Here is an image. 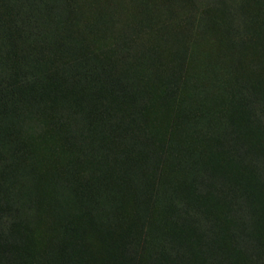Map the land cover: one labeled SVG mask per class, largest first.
I'll return each mask as SVG.
<instances>
[{"label": "rangeland", "instance_id": "rangeland-1", "mask_svg": "<svg viewBox=\"0 0 264 264\" xmlns=\"http://www.w3.org/2000/svg\"><path fill=\"white\" fill-rule=\"evenodd\" d=\"M0 231V264H264V0H0Z\"/></svg>", "mask_w": 264, "mask_h": 264}, {"label": "trees", "instance_id": "trees-1", "mask_svg": "<svg viewBox=\"0 0 264 264\" xmlns=\"http://www.w3.org/2000/svg\"><path fill=\"white\" fill-rule=\"evenodd\" d=\"M1 79H2L1 81H3V88L6 91V97L3 98L2 101L4 103V100H6V102L10 105L11 109L12 107L16 109L21 104L26 102L27 101L26 98L29 96V94H27L26 96V95H23V93L24 92L27 93L32 87L36 85L34 81L24 80L22 78L17 80L15 77L13 78L9 77V79H5L4 77H2ZM0 234L3 235V232L0 231ZM7 259L9 260V258ZM5 263L9 264L10 262L5 261ZM62 264H64L63 261H62Z\"/></svg>", "mask_w": 264, "mask_h": 264}]
</instances>
